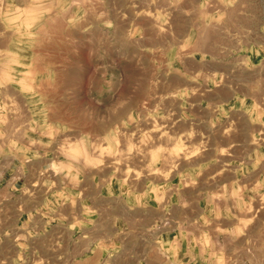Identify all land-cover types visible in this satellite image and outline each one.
<instances>
[{
  "label": "rangeland",
  "instance_id": "1",
  "mask_svg": "<svg viewBox=\"0 0 264 264\" xmlns=\"http://www.w3.org/2000/svg\"><path fill=\"white\" fill-rule=\"evenodd\" d=\"M226 5L0 0V124L20 127L0 139L22 150L30 142V155L52 163L37 178L50 189L38 198L44 209L72 208L76 218L83 208L98 225L70 264H186L196 247L202 259H264L263 108L243 97L203 102L217 76L201 53L205 26ZM227 77L250 96L260 80Z\"/></svg>",
  "mask_w": 264,
  "mask_h": 264
},
{
  "label": "crops",
  "instance_id": "2",
  "mask_svg": "<svg viewBox=\"0 0 264 264\" xmlns=\"http://www.w3.org/2000/svg\"><path fill=\"white\" fill-rule=\"evenodd\" d=\"M229 1L226 11L223 10L215 20L206 22L205 50L201 53L207 56L206 63L211 64V70L217 76L212 77L209 97L203 99V102L218 108L219 105L242 101L243 97L246 101L258 103L264 112V11L260 9L264 7V0H233L232 4ZM234 70L252 72L255 77H260L259 84H253L252 96L240 88L241 82L234 83L229 81L228 77L223 81L222 75L228 76V73ZM60 103L61 113L63 115L65 112L64 116L67 117L68 97L61 98ZM27 104L28 120L32 125L34 115L31 100H27ZM1 115L4 117V114ZM10 118L20 117L13 115ZM31 129L30 126L26 132L30 140L31 135L35 133ZM18 132L20 127L12 126L6 129L0 124V135H13ZM5 143V140L0 139V264H70L82 260L86 254L85 241L89 244L96 234L98 225L92 223L95 222L94 217L85 221L83 208L77 210L76 218L72 208L60 207L54 209V212L44 209V205L38 203V198H46L50 189L43 184L39 186V183L46 182L47 179L37 178L40 176L38 173L42 174L52 163L44 155H30V142L28 147H25L26 150H22L21 142L17 139L13 146L16 149L5 146ZM228 148L229 144L222 143L219 150ZM27 151L29 155L22 157L20 152ZM224 164H228V160ZM241 164V161H236V168L241 167ZM68 191L69 187L64 186L62 193ZM54 214L60 217L45 219ZM203 229L216 228H208L206 225ZM198 252L200 251L196 247L194 256L190 257L186 264H219L221 261L235 264L264 262L263 258L255 255H234L221 257L220 260L213 257L202 259L198 257ZM179 259L176 258L173 262L181 264ZM84 263L92 264L93 261L86 260Z\"/></svg>",
  "mask_w": 264,
  "mask_h": 264
}]
</instances>
